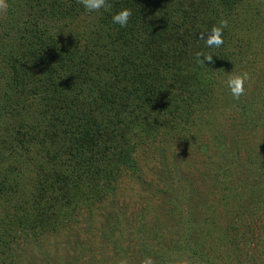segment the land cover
I'll list each match as a JSON object with an SVG mask.
<instances>
[{
	"label": "trees",
	"instance_id": "obj_1",
	"mask_svg": "<svg viewBox=\"0 0 264 264\" xmlns=\"http://www.w3.org/2000/svg\"><path fill=\"white\" fill-rule=\"evenodd\" d=\"M110 2L111 12L90 14L77 0H7L9 9L0 14V264H59L46 252L25 259L24 248L28 240L57 238L64 255L70 253L63 262L79 264V255L82 263L84 248L72 238L79 221L87 216L98 221L104 203L114 207L111 200L126 181L142 179L140 152L161 163L173 147L192 145V132L208 131L218 147L210 155V143L201 150L220 200L238 204L225 208L228 215L247 196L264 203V160L252 147L263 134L249 120L255 106L245 93L234 98L225 83L227 73L247 71L257 60L248 38L254 0ZM121 8L132 10L126 28L111 22ZM221 20L228 21L224 44L209 49L198 33ZM197 52L213 54L212 62L197 65ZM241 153L247 164L238 167L235 180ZM160 176L155 175L152 196H159ZM168 176L179 189L186 180ZM188 189L187 212L178 198L168 200L165 212L177 215L175 226L184 229L164 240L167 252L144 246L139 264L144 256L154 264H180L182 258L209 264L205 245L196 242L206 223L189 206L198 195ZM149 190L148 185L142 192ZM170 192L171 187L161 190ZM120 225L118 215L104 217V226ZM225 228L239 232L235 224ZM215 230L213 225L204 237ZM109 236L104 243L117 253L119 244Z\"/></svg>",
	"mask_w": 264,
	"mask_h": 264
},
{
	"label": "rangeland",
	"instance_id": "obj_2",
	"mask_svg": "<svg viewBox=\"0 0 264 264\" xmlns=\"http://www.w3.org/2000/svg\"><path fill=\"white\" fill-rule=\"evenodd\" d=\"M254 4L255 9L259 11V16H254L256 12L254 9V13L250 15V20L253 15V21H250L253 24V28L248 38L252 45L256 46L255 52L257 55L255 58L257 60H253L246 71L250 75V80L246 83L248 89L245 91V96H247L246 100L251 101L255 106L251 115L253 117L249 119L250 123L261 126L256 130V133L260 132L264 135V125L261 122L264 119V0H254ZM246 24H242L241 27L244 28ZM249 95L252 99L249 98ZM254 120H256V123ZM226 128H224V131H227V136L232 139L234 133H229L230 128ZM207 134L208 131L205 130L199 133L192 132V136H196L192 145L188 146L184 144L173 147L172 153L168 155V159L161 163L151 158L145 152L143 154L139 153L141 158L140 176L146 185L142 187L139 184L141 180L137 181L133 177L132 182L126 181L122 185V190L117 193V197L111 200L114 207H112L111 203H104L105 206L99 213L102 217L98 221L96 217L90 216L89 218L88 216L83 217V220L79 221V224L74 229L76 234L72 236V238H78L84 248L80 251V253L84 254L82 263L79 255H77L79 264H122V261H127V264H139V258L144 254V251H142L144 246L153 247V250L160 249L167 252L165 248L167 245L164 240L168 237V242L173 239L172 234L176 230L184 229L176 228L179 222L177 215H165V212L170 209L168 200L175 203L176 198H178L179 203L184 202V210L187 212L185 203L187 196L190 195L188 188H191L192 193L196 192V195H198L189 202L191 203L189 206L196 210L195 216L197 215L199 223L201 221L202 223H206L207 230L203 228L205 231H198L199 234L196 242L205 245L203 251L207 254L206 259L209 264H264V203L258 204L255 196H253V199L252 196H247L242 200V206L236 212L231 210L232 214L228 215L224 211L225 208L234 207L232 209H236L238 204H227L225 206L223 200H220L221 196L219 192L214 188V173L211 171L212 169L209 170L210 167L205 165V157L201 149L202 145L210 143L211 146L207 153V155H210L217 152L216 149L218 147L209 141L210 139ZM263 135H259L261 139L258 140L257 138L252 147L254 152L263 157L264 160ZM229 148L232 149L231 147ZM181 150H183V155H181ZM219 152L221 154L225 153L223 149H219ZM232 153V151L227 152V154ZM240 156L241 158L237 157L235 162L237 168L234 171L235 180L240 177L237 173L238 167L241 165L244 168L245 164H247L245 155L241 153ZM161 166L164 169L163 172L160 170ZM251 168L254 171L256 170V166ZM159 173L163 174V177L160 176L163 182L155 190L159 194L156 197L152 196V194L154 193L153 187H156L154 186L155 175ZM242 173H245V171H242ZM168 175H171L172 180L174 178L177 180H184L185 178L186 180L181 184V188L179 189L178 186L175 187L173 185ZM237 182L235 181V184ZM175 184L177 185V183ZM148 185L152 187L153 191L149 190L143 193L142 190H147ZM166 186L169 190L171 187V192L167 196L161 193V190L165 189L167 191ZM186 212L182 211L183 216L187 214ZM106 214L118 215L121 219V225L117 226L118 228L104 226ZM182 222H184L183 219ZM228 224L238 225L239 232H226L228 229L225 227ZM213 225H216L215 232L212 235L210 233L208 238L204 237L205 232H209ZM110 231L113 233L111 234ZM106 233L110 235L109 237L116 240L114 242L117 245L119 244L117 253L112 254L111 248L104 243L107 237ZM210 239L212 244H208ZM162 241L163 246L160 244ZM62 242V238L52 239L49 242L39 241L38 243L28 240L24 247L28 249L25 253V259H29L31 256L39 258L41 253L46 252V256L49 255L51 261L65 264L62 260L64 255L63 246H61ZM208 250L210 251L208 252ZM69 254L66 253L64 256H68ZM111 254L113 257H111ZM186 256L182 255V257ZM47 261L50 262L49 260ZM189 261L191 264H197L192 263L193 260ZM67 262L71 264L69 259Z\"/></svg>",
	"mask_w": 264,
	"mask_h": 264
},
{
	"label": "clouds",
	"instance_id": "obj_3",
	"mask_svg": "<svg viewBox=\"0 0 264 264\" xmlns=\"http://www.w3.org/2000/svg\"><path fill=\"white\" fill-rule=\"evenodd\" d=\"M80 6L88 13L97 12H111L113 7L110 0H77ZM9 4L7 0H0V14L7 12ZM132 17V10L129 8H121L118 12L111 14V22L113 25H118L120 28H126ZM228 27L227 20H221L218 25L211 27V29H205L198 33V40L204 42L205 47L209 49L220 48L224 44V30ZM213 54H204L203 52H197L195 54V61L197 65L205 66V61L211 63L213 60ZM226 74V73H225ZM227 80L225 81L227 88L231 95L239 99L245 93V85L250 80L248 72H240L236 74L227 73ZM122 264H127V261H122ZM140 264H154L151 256H144ZM180 264H191V262L185 258L180 261Z\"/></svg>",
	"mask_w": 264,
	"mask_h": 264
}]
</instances>
